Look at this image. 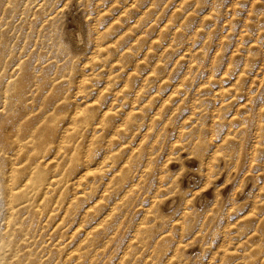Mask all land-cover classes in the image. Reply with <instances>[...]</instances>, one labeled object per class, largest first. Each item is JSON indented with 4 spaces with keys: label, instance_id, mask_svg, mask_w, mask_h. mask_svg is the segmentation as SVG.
Masks as SVG:
<instances>
[{
    "label": "rangeland",
    "instance_id": "374dc122",
    "mask_svg": "<svg viewBox=\"0 0 264 264\" xmlns=\"http://www.w3.org/2000/svg\"><path fill=\"white\" fill-rule=\"evenodd\" d=\"M29 163L55 176L49 201L21 190ZM49 259L264 264V0H0V264Z\"/></svg>",
    "mask_w": 264,
    "mask_h": 264
},
{
    "label": "bare ground",
    "instance_id": "6f19581e",
    "mask_svg": "<svg viewBox=\"0 0 264 264\" xmlns=\"http://www.w3.org/2000/svg\"><path fill=\"white\" fill-rule=\"evenodd\" d=\"M77 20L78 19H74L71 21V25L68 26L67 31H68V34L72 37V39L77 44L80 45L84 39H83V32H82L81 23ZM5 87H7L6 84H5L4 88H2L3 94H4L3 98L6 97L7 99H9V101L11 102V104L13 106L18 105V107L20 109H22L23 105H24L23 104L24 99H25V95H24L25 89L18 87V85H17V86H15V87H17V90H13V87L11 84L9 85V88H5ZM6 94H8V96ZM3 101H4V99H3ZM9 112H11V111L9 110ZM10 120L12 121V124L10 126L9 133H7L8 127L7 126L3 127V132H5V137L3 138V143L5 144V147H8L7 150H5L4 152L8 156V159H9V166H8L9 168H6L4 171V174L6 175V180H7V186H6L7 192L6 193L8 196V200H9L8 204L9 205L13 201H15L17 197H19V195L17 194V189L19 186H15L12 183L13 182V175L11 173H12V171H14L16 169V166L18 164L24 162V160L17 161L15 158L18 155H22V153L24 152L25 146H26L25 142L23 141V138H22V128H21L20 119H18L15 116H12L10 118ZM33 139H34V136L30 140V142H33ZM51 144H52V142L48 138H45V140L43 139V141L40 143V147L42 149L49 148ZM8 149H12V150L8 151ZM33 149H35V151L37 150V148H34V147H33ZM37 159H39V158H37ZM25 160H27V159H25ZM185 160H186V165L194 166L197 164L198 159L193 157V156H188L187 158H185ZM45 162L46 161H44V163ZM24 164H26V162L21 164V167H23ZM170 164L173 167H177L178 165H180L179 161H175V160L172 161V163H170ZM28 165H29V173H28L27 177L25 176L26 177L25 178L26 184H24L25 187H23L21 190L29 192V197L27 198L28 200H30L32 198H34V199L39 198V201L40 200L41 201L37 202L38 204H40L43 200L49 201V198L52 197V195H53L52 193H54V190H55V188H54V186H55L54 177L55 176L52 175L50 177H46L47 171L44 169H40L39 168L40 165L37 163H29ZM31 168H32V170H31ZM195 175H197L196 171L195 172H192V171L189 172L188 171L187 173L184 174L183 180L187 183V182L191 181L195 177ZM221 177H222V175H221ZM221 177H220V179H221ZM212 181H214V180H212ZM43 185H47V186L43 189ZM209 188H212V187L209 186ZM221 190H222V188H221ZM225 190L226 189H224L223 192ZM211 195H212L211 189L210 190L208 189V191L204 190V192L201 193V195H199V197L196 199L197 205L201 206L203 204V202L207 201L208 197H210ZM177 200H178V195L175 194V195H173L167 199H162L159 202V205H161V207L169 209L177 202ZM28 204H26L23 208H31L32 209L33 207H36V206L28 205ZM46 204H47V202H46ZM61 238H62V236L59 234V239L56 242H54V245L57 247L58 252L60 251L62 253L63 257L73 256L75 250L68 248L69 250L67 249V251L65 252L66 240L62 241ZM192 248H196V247L193 246ZM193 250H195V249H193ZM190 251H191V249H190ZM49 261H50L49 264H70V262L61 263L59 259L58 260L49 259Z\"/></svg>",
    "mask_w": 264,
    "mask_h": 264
}]
</instances>
